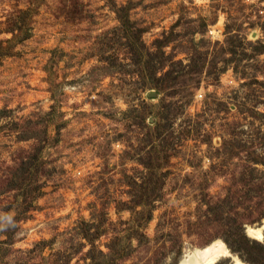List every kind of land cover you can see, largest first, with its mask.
Instances as JSON below:
<instances>
[{"label": "rangeland", "instance_id": "obj_1", "mask_svg": "<svg viewBox=\"0 0 264 264\" xmlns=\"http://www.w3.org/2000/svg\"><path fill=\"white\" fill-rule=\"evenodd\" d=\"M216 240L264 264V0H0V264Z\"/></svg>", "mask_w": 264, "mask_h": 264}, {"label": "bare ground", "instance_id": "obj_2", "mask_svg": "<svg viewBox=\"0 0 264 264\" xmlns=\"http://www.w3.org/2000/svg\"><path fill=\"white\" fill-rule=\"evenodd\" d=\"M247 235L250 238L260 240L262 238V228H247ZM226 258H231V264H246L233 257L220 240H216L204 248L185 252L179 264H218Z\"/></svg>", "mask_w": 264, "mask_h": 264}, {"label": "trees", "instance_id": "obj_3", "mask_svg": "<svg viewBox=\"0 0 264 264\" xmlns=\"http://www.w3.org/2000/svg\"><path fill=\"white\" fill-rule=\"evenodd\" d=\"M176 78H177V77H176ZM241 236L243 237V233L241 234ZM255 244H256L257 246H260V245H258L257 243H255ZM263 247H264V245H263ZM263 247H262V246L259 247V250H260L261 252L264 251V248H263ZM117 253H118V252H117ZM262 253H263V252H262ZM116 255L118 256V254H116ZM117 256H116V257H117ZM254 260H255V259H254ZM250 263H251V264H259L260 261H259V259H258L257 261H252V260H251Z\"/></svg>", "mask_w": 264, "mask_h": 264}]
</instances>
